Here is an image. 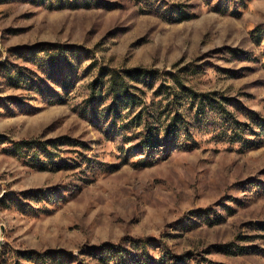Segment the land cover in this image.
Segmentation results:
<instances>
[{
	"label": "rangeland",
	"instance_id": "1",
	"mask_svg": "<svg viewBox=\"0 0 264 264\" xmlns=\"http://www.w3.org/2000/svg\"><path fill=\"white\" fill-rule=\"evenodd\" d=\"M67 1L0 0V264H264V0ZM133 69L207 95L158 148L108 110Z\"/></svg>",
	"mask_w": 264,
	"mask_h": 264
},
{
	"label": "trees",
	"instance_id": "2",
	"mask_svg": "<svg viewBox=\"0 0 264 264\" xmlns=\"http://www.w3.org/2000/svg\"><path fill=\"white\" fill-rule=\"evenodd\" d=\"M67 2L69 6H73L75 3H77V0H68ZM83 6L89 7L90 4L89 2H85ZM129 81L145 84L147 90L149 91L155 86L154 74L146 72L145 70L133 69L125 71L124 75L122 76H118L117 74L113 75L112 79L106 82V96H108L109 99L111 98L108 110L110 112V115L122 121V128L126 132L134 129L135 127H141L144 125L143 128H145L146 133L143 136L142 140H140V143L141 147L146 150L152 147L158 148L163 144V140H170L180 134V129L184 126L185 119V114L183 112L185 102H182V100L189 101L187 104H192L194 100H197L200 97H207V95L197 94L196 92L186 88L180 81V79H177L174 82L175 87L166 88L167 90H169V92H167V95L171 98L172 96H174V99L166 103L168 99L167 97H164L158 102V106L154 108V106L157 105L155 101H152L150 104L147 103L148 92L140 90L142 96H137V94L131 91L134 86H132ZM172 89H174L175 94H173ZM201 103L203 102H200V104ZM168 108L169 111L167 110ZM192 109L193 104L187 109V111H190ZM153 111H155L156 113L159 112V118L156 119V121L152 125L150 122H148L150 121L148 119L153 117H151ZM146 114L148 115V117L146 118L147 120H144ZM131 115H134V117L132 119H129ZM249 115L253 123H255L260 129H264V118L259 117L255 113H250ZM234 122L239 126L243 125L235 120ZM165 123H168L167 126ZM162 127H165L166 129V136L163 135L164 133L162 132ZM33 145L34 143L31 141H23L16 144L13 150L16 153L22 154L23 152H27L29 149H32ZM43 151L45 155H48V153H50L48 150H46V148H44ZM145 247L146 246L135 245L133 249L134 251H145ZM126 250L127 249L118 250L114 246H109V248H105L104 252L99 254L100 256H96V258L99 259L102 264H106L108 262L124 264L123 261H128L129 259L127 254H130ZM59 256L60 255L57 252L51 253V260H57ZM131 259L134 261V264H138V261L140 260L138 259V257L133 258V255H131ZM147 260L148 261H146L144 264H151L152 259L147 257Z\"/></svg>",
	"mask_w": 264,
	"mask_h": 264
}]
</instances>
